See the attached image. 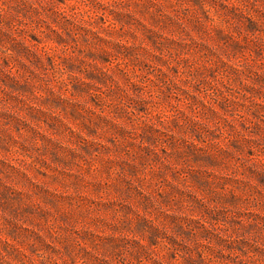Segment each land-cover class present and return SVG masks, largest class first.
Wrapping results in <instances>:
<instances>
[{
	"label": "rangeland",
	"instance_id": "1",
	"mask_svg": "<svg viewBox=\"0 0 264 264\" xmlns=\"http://www.w3.org/2000/svg\"><path fill=\"white\" fill-rule=\"evenodd\" d=\"M0 264H264V0H0Z\"/></svg>",
	"mask_w": 264,
	"mask_h": 264
}]
</instances>
